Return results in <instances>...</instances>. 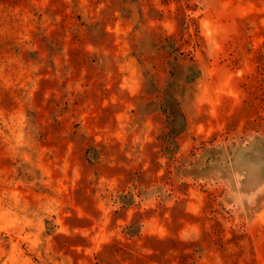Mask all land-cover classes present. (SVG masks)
<instances>
[{"label":"rangeland","instance_id":"rangeland-1","mask_svg":"<svg viewBox=\"0 0 264 264\" xmlns=\"http://www.w3.org/2000/svg\"><path fill=\"white\" fill-rule=\"evenodd\" d=\"M0 264H264V0H0Z\"/></svg>","mask_w":264,"mask_h":264}]
</instances>
